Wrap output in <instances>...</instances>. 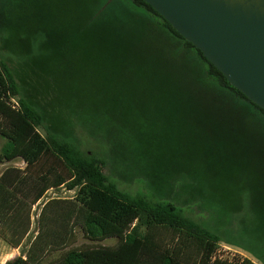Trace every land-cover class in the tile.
I'll return each instance as SVG.
<instances>
[{
  "label": "rangeland",
  "instance_id": "374dc122",
  "mask_svg": "<svg viewBox=\"0 0 264 264\" xmlns=\"http://www.w3.org/2000/svg\"><path fill=\"white\" fill-rule=\"evenodd\" d=\"M133 10L147 16L158 39L175 51L164 30L129 0H0V60L20 98L42 114L43 137L50 133L97 157L104 175L123 193L171 203L207 225L217 212L247 205L240 175L264 170V129L252 133L255 128L243 115L237 120L238 114L187 95L169 76L167 50L151 31L135 25ZM3 142L0 138V147ZM51 165L56 164L45 156L29 172L40 174ZM24 168L16 159L0 165V175ZM73 196L63 189L49 191L32 208L21 250L37 236L41 204ZM246 219L245 244L260 253L264 221ZM155 237L160 245L172 239L167 231ZM117 245L116 238L91 242L76 227L68 246L50 252L42 264H56L71 249ZM233 248L245 262H264ZM18 256L0 236V264Z\"/></svg>",
  "mask_w": 264,
  "mask_h": 264
},
{
  "label": "trees",
  "instance_id": "16d2710c",
  "mask_svg": "<svg viewBox=\"0 0 264 264\" xmlns=\"http://www.w3.org/2000/svg\"><path fill=\"white\" fill-rule=\"evenodd\" d=\"M129 2L145 11L164 30L170 43L176 44L174 51L157 38L158 46L167 50L165 55L171 62L169 76L181 82L187 95H195L204 106H216L218 111H230L233 116L238 114L237 120L243 115L255 128L252 133L264 129L263 110L232 88L150 6L142 0ZM163 66L166 67L165 62ZM11 100L17 102V108H12ZM41 128H44L42 114L20 98V89L9 67L0 60V138L4 141L0 147V165L16 159L25 164L23 170L6 169L0 175V236L13 250L19 251L18 257L5 264H42L50 252L68 246L76 227L91 242L116 238L118 245L71 249L56 264H210V254L222 242L264 261V245L258 242V253L245 244L246 216H254L256 223L264 221V170L240 175L246 206L226 214L217 212L212 222L202 225L171 203L123 193L104 175V164L97 157L50 133L43 137L39 133ZM45 156L56 165L40 174L29 172ZM262 163L264 168V159ZM60 189L72 192L73 198L43 202L37 236L28 243L27 250H21L29 237L32 208L49 191ZM160 231L172 235L169 244L160 245L155 237Z\"/></svg>",
  "mask_w": 264,
  "mask_h": 264
},
{
  "label": "water",
  "instance_id": "95a60500",
  "mask_svg": "<svg viewBox=\"0 0 264 264\" xmlns=\"http://www.w3.org/2000/svg\"><path fill=\"white\" fill-rule=\"evenodd\" d=\"M264 111V0H142Z\"/></svg>",
  "mask_w": 264,
  "mask_h": 264
},
{
  "label": "built area",
  "instance_id": "2783aa9c",
  "mask_svg": "<svg viewBox=\"0 0 264 264\" xmlns=\"http://www.w3.org/2000/svg\"><path fill=\"white\" fill-rule=\"evenodd\" d=\"M12 108H17V102L11 100ZM245 256L238 252L235 248L219 243L214 251L210 254L208 260L210 264L219 262L226 264H243L245 262Z\"/></svg>",
  "mask_w": 264,
  "mask_h": 264
},
{
  "label": "crops",
  "instance_id": "0c3cea01",
  "mask_svg": "<svg viewBox=\"0 0 264 264\" xmlns=\"http://www.w3.org/2000/svg\"><path fill=\"white\" fill-rule=\"evenodd\" d=\"M132 21L137 23L135 25L140 26L141 28H145L148 31H151V33L156 37V39L158 38V34L156 33L158 28L153 26V22L148 19L147 16H145L144 14H139L136 10L132 11ZM148 22V23H147Z\"/></svg>",
  "mask_w": 264,
  "mask_h": 264
}]
</instances>
